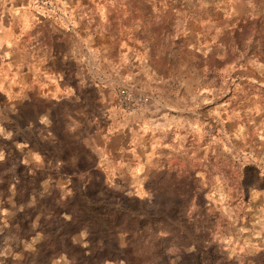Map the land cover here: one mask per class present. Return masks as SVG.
<instances>
[{
	"label": "rangeland",
	"instance_id": "374dc122",
	"mask_svg": "<svg viewBox=\"0 0 264 264\" xmlns=\"http://www.w3.org/2000/svg\"><path fill=\"white\" fill-rule=\"evenodd\" d=\"M2 2L55 71L64 48L83 66L69 64L65 96L41 81L7 110L0 264H264L247 227L264 199V0ZM75 21L84 48L64 34ZM152 103L187 123L154 171L139 140L135 173H105L106 155L128 152L105 149L116 120Z\"/></svg>",
	"mask_w": 264,
	"mask_h": 264
},
{
	"label": "crops",
	"instance_id": "0c3cea01",
	"mask_svg": "<svg viewBox=\"0 0 264 264\" xmlns=\"http://www.w3.org/2000/svg\"><path fill=\"white\" fill-rule=\"evenodd\" d=\"M2 1L0 0V133L5 131L2 127H5L7 110L13 109L15 111L18 106L16 101L28 98L23 96V93H32V91L35 93L42 81L45 85V90L49 91V97L65 96V92L68 93L69 89L67 79L69 77V64L75 63L78 67L83 66L79 57L70 55L64 48L57 51L59 55L56 56L59 63H62V72L58 73V71H55L53 69L54 50L44 54L43 51L46 50L41 48L42 46H38L35 42L36 40L32 44L23 45L21 37L22 21L17 17V14L12 16V14L8 13L6 8L9 3H3ZM51 23L56 27L59 26L56 19H51ZM73 25L71 28L66 25V29L63 28L66 31L64 34L65 36L66 34L67 36L73 35L78 41L81 40V45L84 48L83 33L81 34L79 23L75 21ZM60 43L66 45L64 40H60ZM23 54L29 55L30 59L23 61ZM129 64L134 66V62H129ZM79 78L80 74L78 73L77 80ZM81 78L84 80V72H82ZM135 78H138V76H135ZM34 95L35 99H37L38 94L35 93ZM116 107L119 113H124L119 104ZM124 114L126 117L116 120L119 123L120 121L123 123L119 124V128L115 129L113 139L107 143L105 149L112 148V146H116L119 143L128 152L106 155L105 173L107 172V174L114 176L122 169L135 173L136 169L133 166L135 159L139 157V155L135 156L139 140H144L147 145L146 164L150 172L154 171L153 163L157 160L156 151L159 148L168 149L170 142L174 141V136L179 135L182 125L187 122L182 119L183 117L176 110L169 108L166 104H148L134 113V116H131L133 113L125 112ZM2 138L3 135L0 134V140ZM3 145L1 144L0 150L4 149ZM99 148L102 147L99 146ZM3 162L4 154L0 151V163ZM102 163L103 161L101 160V162H98L99 165H97L101 171ZM128 166L129 168H126ZM258 170H261V164H257ZM2 173L4 174L3 170ZM258 175L259 179H264V173L258 171ZM258 190L262 191L264 189L258 188ZM247 227L253 234H257V241L259 240L264 245V199H262V195L257 202V224L255 226L248 225Z\"/></svg>",
	"mask_w": 264,
	"mask_h": 264
},
{
	"label": "built area",
	"instance_id": "2783aa9c",
	"mask_svg": "<svg viewBox=\"0 0 264 264\" xmlns=\"http://www.w3.org/2000/svg\"><path fill=\"white\" fill-rule=\"evenodd\" d=\"M124 93L125 92H123V94ZM124 97L129 99V100H131L132 101L131 103L134 104V105H140V102L143 103V102H145L147 100V98H143L141 96H137V97L132 96L130 93L124 95Z\"/></svg>",
	"mask_w": 264,
	"mask_h": 264
}]
</instances>
